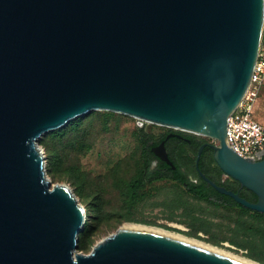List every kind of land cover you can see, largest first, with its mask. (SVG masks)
Segmentation results:
<instances>
[{"label":"water","instance_id":"obj_1","mask_svg":"<svg viewBox=\"0 0 264 264\" xmlns=\"http://www.w3.org/2000/svg\"><path fill=\"white\" fill-rule=\"evenodd\" d=\"M262 19L263 0H0V264H242L129 227L78 253L85 211L67 186L51 184L37 142L93 111L205 137L216 143L201 145L195 164L208 146L257 200L203 180L264 214V157L243 159L225 139ZM151 151L175 168L164 141Z\"/></svg>","mask_w":264,"mask_h":264},{"label":"rangeland","instance_id":"obj_2","mask_svg":"<svg viewBox=\"0 0 264 264\" xmlns=\"http://www.w3.org/2000/svg\"><path fill=\"white\" fill-rule=\"evenodd\" d=\"M255 115L264 124V91L257 99ZM76 120H80L77 132L64 131L68 123L58 129L64 131L60 140H53L49 132L37 144L45 157V172L51 184L67 186L85 211L78 253H90L103 238L133 223L195 239L228 255L264 264V220L260 217L253 215L247 220L203 205L169 182L140 186L130 195V184L144 160L138 130L142 129L151 142L168 128L108 111H93ZM50 151L59 158L58 168L50 160ZM188 153L187 159L179 162L181 168L190 170L194 155ZM210 163L216 164L212 159Z\"/></svg>","mask_w":264,"mask_h":264},{"label":"flooded vegetation","instance_id":"obj_3","mask_svg":"<svg viewBox=\"0 0 264 264\" xmlns=\"http://www.w3.org/2000/svg\"><path fill=\"white\" fill-rule=\"evenodd\" d=\"M170 133L175 134L173 130L169 129L161 133L158 139H160L163 135L166 134L167 136ZM172 138L175 137H170V138L165 137L160 139V142L164 141V146L168 158L170 154L174 153L172 147H170V145L168 144V141ZM200 142L202 143V145L210 144L209 140H203ZM149 144H151V142H149ZM151 154L154 157L152 163H151ZM211 158H213L212 150L211 153L209 152L203 157L202 163L200 164L198 163V165H196L195 163L193 165H190V170L181 168V172L188 182V183L184 182L182 186L172 180L165 179L159 182H169L171 184H175L182 187L188 198L203 205L209 207L213 206L218 210H222L225 212L236 213V216H244L245 218H247V220H251L253 215L260 217L261 219L264 220V214L257 213L255 211L243 207L242 205L237 203L231 196L218 192L215 188H213L206 181L203 180L200 174H203L205 177L211 180L218 188H222L226 192H230L234 195H237L239 198L249 203H255L257 200L255 195L247 188L242 187L238 181L230 178L229 176L224 175L223 173L222 174L219 173V171L216 169L219 168L217 164L210 163ZM148 159L150 160V164L148 166L150 172H151V168L152 169L158 168L161 164L163 163L165 164V162L161 161L152 151H150L148 155ZM150 184L151 182L148 183L147 185ZM190 190L196 194L195 195L192 194Z\"/></svg>","mask_w":264,"mask_h":264},{"label":"built area","instance_id":"obj_4","mask_svg":"<svg viewBox=\"0 0 264 264\" xmlns=\"http://www.w3.org/2000/svg\"><path fill=\"white\" fill-rule=\"evenodd\" d=\"M262 91H264V0L261 38L250 82L241 101L227 116L225 124V139L229 148L239 157L251 161H258L264 157V124L255 115L257 99Z\"/></svg>","mask_w":264,"mask_h":264},{"label":"trees","instance_id":"obj_5","mask_svg":"<svg viewBox=\"0 0 264 264\" xmlns=\"http://www.w3.org/2000/svg\"><path fill=\"white\" fill-rule=\"evenodd\" d=\"M79 121L80 120H76L73 121L72 123H69V127L67 129H65L64 131H68L69 133L71 132H77L79 130ZM64 131L60 132L58 130L52 132L49 136L53 139V140H57L60 138H62L64 136ZM175 134H180L183 137L189 139L190 143H186L185 141L181 140V139H177V138H172L168 141V144L170 145V147H172L174 153L170 154L169 159L170 161L173 163V166L175 167L174 170L171 169V167H169L166 164H161L158 168H151V172L148 169V166L150 164V160L148 159V155L151 151V147L158 145V143L160 142L161 138H165L166 134L163 135L160 139L151 141V144H149L148 141V137L145 133H143L142 129L138 130L137 133V137H138V141L140 142L142 151H143V157L144 160L142 162V168L140 169L138 176L132 181V183L130 184V195L134 194V191L136 189H138L140 186H145L148 183L151 182L154 183L156 181H161V180H172L177 182L179 185H183L184 182L188 183L187 180L185 179L184 175L181 172V165H180V160L186 158L187 159V155L189 154V152H192L194 157L192 158V163H195V156H196V151L197 149L202 145V143L196 139V137L194 135H190V134H185V133H180V132H176L174 131ZM78 139L79 137L76 135L75 137V142L78 143ZM167 147V146H166ZM51 152V157L50 160L53 164L54 167L58 168L59 162H58V156L56 157V153L55 151H50ZM211 153V150L209 149L208 146H205L200 160H199V164L203 162V157L207 154V153ZM212 162H214L213 158ZM154 160V157L151 154V163ZM217 170L219 171V173L222 174L221 170L219 168H217ZM190 192L192 194H196L193 191L190 190ZM263 216V215H262ZM261 216V217H262ZM82 233L79 234V236ZM78 246V245H77ZM80 246H78L77 249L80 250ZM254 261V260H253ZM256 262V261H255Z\"/></svg>","mask_w":264,"mask_h":264},{"label":"bare ground","instance_id":"obj_6","mask_svg":"<svg viewBox=\"0 0 264 264\" xmlns=\"http://www.w3.org/2000/svg\"><path fill=\"white\" fill-rule=\"evenodd\" d=\"M141 121L142 122H146V123H151L150 121H144V120H141ZM214 129L218 132V134H220L222 136L223 135L222 134L223 133L222 132L223 131V120H221L214 127ZM209 137L215 138V137H212V136H209ZM122 227H129V228L139 229V230H143V231H149V232H155V233H159V234H164V235L179 239L181 241L190 243V244L195 245L197 247H200V248H203V249H206V250H209V251H213V252L218 253L220 255L229 257V258H231V259H233L235 261H238V262H240L242 264H260V263H257L255 261L249 259V258L228 255V254L224 253L223 251L219 250L218 248L210 246V245H208V244H206L204 242H201V241H198V240H195V239L185 238V237H183L181 235L172 234V233H169V232H166V231H163L161 229L154 228V227L144 226V225H140V224H133V223H126L125 225H122Z\"/></svg>","mask_w":264,"mask_h":264}]
</instances>
